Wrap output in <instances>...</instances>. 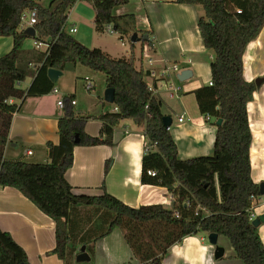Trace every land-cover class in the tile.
<instances>
[{"label": "trees", "instance_id": "1", "mask_svg": "<svg viewBox=\"0 0 264 264\" xmlns=\"http://www.w3.org/2000/svg\"><path fill=\"white\" fill-rule=\"evenodd\" d=\"M77 2L93 10L97 33L111 30L120 40L129 41L132 35L151 36L136 29L133 15H114L113 10L127 0H50L46 6L34 0H0V37L12 39L10 52L0 57V189L17 190L54 222L55 248L48 254L61 261L67 257L70 241V210L82 205L111 215L105 231L85 245L90 258L96 240L116 228L139 264H161L170 247L183 237L210 233L225 237L243 264H264V245L250 219L261 195L250 177L252 136L246 111L259 87L244 79L242 62L246 46L264 27V0H175L201 10L197 29L213 58L209 63L210 85L192 94L206 124L215 126L221 119V124L215 126L211 154L184 160L178 157L175 142L162 124L161 102L147 88L148 70L136 68L132 54L112 58L98 48H86L65 30L67 13ZM32 10L37 17L33 39L48 47L44 52L35 50L37 54L26 61L23 44L30 37L24 33L21 16ZM19 61L25 62L32 77L26 90L18 88L27 76L17 67ZM69 63L103 74L106 88L113 89L114 110L99 116L98 136L85 133L79 114L65 111L57 122L59 143H46L49 162L4 159L12 114L25 98L49 94L54 84L47 77L48 69L63 71ZM28 64L37 67L31 70ZM9 99L13 103L8 104ZM124 120H131L143 131L140 183L165 188L172 198L169 208L160 204L129 207L109 195L103 183L100 196L71 192L65 172L72 166L73 148L112 147L113 129ZM76 135L78 142L74 141ZM110 165L111 160H106L104 175ZM0 264H28L23 249L1 230Z\"/></svg>", "mask_w": 264, "mask_h": 264}, {"label": "crops", "instance_id": "2", "mask_svg": "<svg viewBox=\"0 0 264 264\" xmlns=\"http://www.w3.org/2000/svg\"><path fill=\"white\" fill-rule=\"evenodd\" d=\"M34 1H40L46 6L50 0ZM113 11L117 16L133 15L136 29L151 34L149 41L142 44V47L144 52L150 55L153 61L152 67L158 69L165 61L175 63L180 72L183 70L191 72V75L182 82L177 80V76L175 77L174 82H178L181 89L176 98H169L168 94L163 91L162 82L153 81V85L159 90L154 97L161 102L163 116L170 117L169 112L162 111L164 104L167 110L175 112L176 122L172 125L173 120L170 117L172 127L170 126L169 132L175 142L178 157L184 160L211 154L216 132L215 126L206 124L199 112L184 121L186 104L192 101V97L194 98L192 92L210 82L209 63L213 54L205 50L197 29V19L201 10L190 5L177 4L175 0H127L125 5L115 8ZM93 21V10L88 5L77 2L67 13L65 30L75 28L76 32L72 36L86 48H98L112 58H121L117 56V52L110 45L103 43L100 37H97L100 33L95 31ZM256 39L246 46L242 57L243 77L246 81H253L257 77L264 76V70L255 73L249 70L250 63L257 55L256 51L261 48V44ZM118 40L121 43L124 41V39L120 40L119 35ZM149 43H152V46L147 49ZM24 44V58L27 61L30 56L37 53L36 49L25 48ZM11 48V37H0V57L9 53ZM36 51L41 52L40 49ZM131 54L133 55V51ZM247 54L248 56H246ZM245 57L248 58V62H245ZM136 60H138V66ZM135 66L136 68L139 66L146 68L148 64L144 66L139 56L138 59L135 57ZM28 67L34 70L37 66L28 64ZM72 68L67 72L72 75V83L69 88L60 83L65 73L64 69L60 71L61 75L53 83L54 88L58 89V94L50 92L39 97H27L19 109L12 114L8 142L3 152L4 159H20L29 163L49 162L46 143L50 142L53 145L59 143L57 122L65 111L79 114L84 121L85 133L91 137L98 136L101 127L99 116L113 112L114 108L112 104L104 102L103 96H97L96 105L76 102L74 106H71L69 102L76 101L78 84L84 85L77 79L92 81L95 78V72L80 64H73ZM31 81L32 77L30 83ZM145 81L147 84L151 83L150 79H145ZM56 83L60 84L59 87L56 86ZM91 86L90 91L95 88L94 84ZM104 86L106 89L105 76ZM263 86L264 84L253 93V100L246 106L248 125L252 136V143L249 147L250 177L257 185L264 183V131L259 132L257 141L259 157L253 166L251 151L253 145L257 143L253 135L249 107L254 104L256 95ZM58 97H62L64 101L62 109L57 106L56 99ZM174 99H177L179 103L177 110L171 106V100ZM179 117H182L181 122L177 120ZM126 137L129 141L127 151L121 147V142L125 141ZM112 141V147L98 145L93 147L75 146L73 148V163L71 168L65 172V179L71 187V192L74 195L100 196L103 183L104 189L109 195L129 207L137 208L142 205L160 204L169 208L172 198L165 188L140 183L144 145L143 131L135 127L131 120H124L113 129ZM27 151H30L31 154H27ZM109 159L111 165L107 174L104 175V163ZM260 199H262L261 204L255 202L253 205L252 220L264 213V196L258 200ZM110 216L103 213L101 209L90 206L73 207L67 219L70 239L67 257L65 261H61L55 255L48 254L55 248L54 222L17 190L10 187L0 189V230L8 233L13 241L23 249L28 264H139L133 258L121 232L116 228L108 235L96 240L94 253L92 258L89 257L88 262H75V257L79 254L82 246H84V252L89 256L85 245L92 244L105 231ZM257 230L264 245V223H261ZM192 236H195L202 246L208 247L207 254H213L214 246L205 242V235ZM224 238L222 236L217 238V244H220L224 252L219 259H215L213 256L214 264H243L235 257L229 241L226 240V244H223ZM192 255H198L195 246H193ZM161 264H172L169 251ZM196 264H199V261H196Z\"/></svg>", "mask_w": 264, "mask_h": 264}, {"label": "rangeland", "instance_id": "3", "mask_svg": "<svg viewBox=\"0 0 264 264\" xmlns=\"http://www.w3.org/2000/svg\"><path fill=\"white\" fill-rule=\"evenodd\" d=\"M97 37H100L101 41L107 45H110L112 47V49L117 52V56H124L129 57V55L131 54V52L133 51V56L135 55L136 59H138L139 56H141V48H142V43L141 42H131L132 45H130V41L127 39H124V41L121 43V41L118 40V35L117 34H110L108 31H104L103 33H100V35H98ZM260 44H261V48L258 49L256 51V56H254L253 58V62H251L250 66H249V70H251L252 72H259L261 70H264V27L261 29L257 39H256ZM34 39L32 37H30L29 39L26 40L24 47L28 48V49H36L39 50L41 52H43L45 50V46H41L40 48H35L34 46ZM133 46V48L131 47ZM145 54V52L143 53ZM134 57V58H135ZM147 53L143 56H141V62L142 64L145 66L147 64ZM138 60H136V65L138 66ZM17 67H19L20 69H23L26 71L27 76L24 79L23 82H21L18 85V88L21 90H26L29 83H30V71L29 69L26 67L25 62H18L17 63ZM73 64H67L65 66V73L63 75V77L61 78V84H65L67 88L70 87L71 83H72V75H69L67 72H69L70 70H72L73 68ZM79 80V82L81 83H90V85L94 84L95 88L88 92L84 85H81L80 83L78 84V89L76 91V101L78 104L79 103H83L86 105H90V104H94L96 105L97 102V96H103V93L105 91V86H104V76L103 74L100 73H96L95 72V78L92 79V81H88V80H83V79H77ZM93 82V83H92ZM178 85V82L176 83ZM59 83H56V86L59 87ZM57 89V88H56ZM264 91V90H263ZM60 93V92H59ZM59 96V95H58ZM59 99V97H58ZM56 99V100H58ZM259 98H257L258 100ZM191 101V100H190ZM256 101V100H255ZM19 101L16 100V103H18ZM171 106L175 107L176 110L178 109L179 103L177 99L171 100ZM162 111L163 112H169L170 117L172 118L173 122L172 125L175 124L176 119H175V112H171L170 110L166 109L165 104L162 105ZM198 113L197 108H196V103L194 98L192 97V101L186 104V115L184 118V121H187L190 119V117H193V115H195V113ZM249 112L250 114V118H251V124H252V129L253 130H260L261 126H263L262 119L264 120V98L259 99L257 102H254L253 105H251L249 107ZM260 123V124H259ZM171 125V127H172ZM264 131V128H263ZM257 143V141H256ZM257 148L259 146V144L257 143ZM261 198V197H260ZM258 204L262 203V199L255 201ZM205 242L208 243V240L206 238L205 235ZM227 239L224 238L223 240V244H226L225 241ZM217 245L220 246V244L218 243ZM230 245V244H229Z\"/></svg>", "mask_w": 264, "mask_h": 264}, {"label": "built area", "instance_id": "4", "mask_svg": "<svg viewBox=\"0 0 264 264\" xmlns=\"http://www.w3.org/2000/svg\"><path fill=\"white\" fill-rule=\"evenodd\" d=\"M36 22H37V17H36V12L34 10L29 11L27 13H24L21 16V24H22V27L24 29L27 27H33V25L36 24ZM108 31L111 32V30H108ZM68 32L70 34H73L76 32V29L70 28L68 30ZM42 45L45 46V49H47L48 46L44 42L43 43L36 42V41L34 42L35 48H40ZM147 49H149L148 46H147ZM143 53H144V48L142 47V56L146 54V52H145V54H143ZM147 55H148V57H147L148 67H146L144 69L148 70V76L146 79L151 80V83H148V84L146 83L148 90L151 92V95L155 96V94L158 93V91H159L153 85V81H156V82H162L163 91L168 94L169 98H176L181 91L180 87L174 82L175 77L177 76L176 74H178L180 72L178 66L175 63H169V62L163 61L160 68L156 69V68L152 67L153 61L151 60L150 55L149 54H147ZM208 84L210 85V82ZM84 87L87 91H90L92 88L90 83H85ZM51 92L53 94H58V89L53 88ZM7 102H8V104L13 103V101L11 99H9ZM69 104L71 106H74L76 104V102L74 100H71L69 102ZM57 106L61 109L64 107V101H63L62 97H60L57 100ZM177 120H178V122H181L182 117H179ZM169 128H168V130H169ZM26 153L31 154L30 151H27ZM148 174L153 175L154 173L148 172ZM250 219L252 220V217Z\"/></svg>", "mask_w": 264, "mask_h": 264}, {"label": "water", "instance_id": "5", "mask_svg": "<svg viewBox=\"0 0 264 264\" xmlns=\"http://www.w3.org/2000/svg\"><path fill=\"white\" fill-rule=\"evenodd\" d=\"M24 33L28 37H34L35 36V30L33 27H27L24 29ZM130 41L135 42H148L149 38L147 36H143L142 38L138 37L137 35H132L130 38ZM61 75V72L56 69H48L47 71V77L50 80L51 83H55L57 78ZM191 75V72L189 70H183L177 75V80L179 82H182L186 80ZM256 87H260L264 84V76L263 77H257L253 80ZM103 100L106 103L113 104L114 101V92L112 88H106L103 93ZM163 126L168 129L171 126V119L168 116H163L162 119ZM221 124V119L216 120L215 126H219ZM75 142H78L77 135L75 136ZM259 194L261 196H264V183L258 184ZM261 223H264V213L258 215L255 219L252 220V225L255 228H258ZM217 238L218 235L215 233H210L207 235L208 243L212 246H214V258L219 259L223 256V248L220 246H217ZM89 256L87 253L84 252V246L81 247L79 254L75 257V262L77 263H83L88 262Z\"/></svg>", "mask_w": 264, "mask_h": 264}, {"label": "clouds", "instance_id": "6", "mask_svg": "<svg viewBox=\"0 0 264 264\" xmlns=\"http://www.w3.org/2000/svg\"><path fill=\"white\" fill-rule=\"evenodd\" d=\"M128 144L129 141L126 137L125 141L121 142V147L127 151ZM193 246H195L198 251V255H192ZM169 253L172 264H181V262H183V264H196V261H199V264H214V253L207 254L208 247L202 246L195 236L183 237L181 241L174 243L170 247Z\"/></svg>", "mask_w": 264, "mask_h": 264}, {"label": "bare ground", "instance_id": "7", "mask_svg": "<svg viewBox=\"0 0 264 264\" xmlns=\"http://www.w3.org/2000/svg\"><path fill=\"white\" fill-rule=\"evenodd\" d=\"M248 54H249V52H248ZM248 54L246 56H248ZM245 62H248V58L247 57H245ZM263 90H264V86L260 90V92L257 93L256 98H255V100H256L255 102H257L261 98H264V91ZM257 98H259V99L257 100ZM261 123H263V126H261V129L263 130V128H264V120L263 119H262ZM259 132H260V130H253V135L255 136L256 141L259 140ZM258 153H259L258 152V148H257V145L255 144V145H253L252 151H251V159H252V162H253V166H255V160L259 157Z\"/></svg>", "mask_w": 264, "mask_h": 264}]
</instances>
